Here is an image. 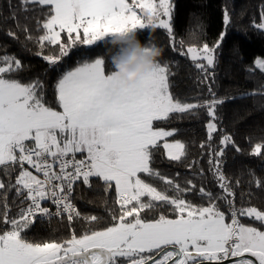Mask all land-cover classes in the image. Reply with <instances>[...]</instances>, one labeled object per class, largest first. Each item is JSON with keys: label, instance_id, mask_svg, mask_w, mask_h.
I'll return each mask as SVG.
<instances>
[{"label": "snow or ice", "instance_id": "1", "mask_svg": "<svg viewBox=\"0 0 264 264\" xmlns=\"http://www.w3.org/2000/svg\"><path fill=\"white\" fill-rule=\"evenodd\" d=\"M24 5L47 7L46 19L37 21L43 34L37 38L43 59L55 66L78 47H90L109 33H124L144 28L145 13L152 28L165 30L173 51V0H22ZM230 22L227 11L224 24ZM254 27L264 30V12ZM63 34V35H62ZM216 44L190 45L180 50L194 66L212 79ZM32 37L29 36V39ZM183 44V41H180ZM46 46H55L58 54L44 55ZM105 59L96 58L78 63L65 71L55 85L61 110L44 101L43 84L13 78L22 64L13 56L0 57V167L5 175L19 168L15 182L0 179V222L8 229L0 232V264H264V210L255 206H235V192L219 167V157L234 141L224 135L220 150L211 151L209 164L215 169L222 195L213 197L203 187L201 197L207 206L195 205L184 198L196 185L181 187L174 179L162 176L151 167L154 154L162 147L171 161L186 156V145L168 142L175 130L155 126L173 113H194L205 109L208 141L217 132L216 110L225 101L216 97L208 84L211 99L185 103L170 91L168 65L147 73L131 87L116 72H106ZM255 68L264 73V58L254 60ZM255 93H249L254 95ZM203 149L209 144H201ZM240 151L239 147H236ZM252 154L264 156V141L252 147ZM78 155L82 158H77ZM25 165L29 167H25ZM34 169V172L29 170ZM203 170H201L202 172ZM160 179L166 190L146 182L142 176ZM92 178L100 179L106 190L114 188L119 215L112 214V223L104 228L90 229L77 235L70 228L68 238L60 241L31 242L24 233L38 217L53 215L67 218L69 225L81 217L72 203L74 185L90 186ZM264 187V181L254 180ZM15 190L23 197L16 217H10L7 192ZM173 195H169L168 191ZM223 200L228 213L215 202ZM56 208L53 213L44 202ZM170 206L171 214L163 212L151 219L147 212ZM250 218L261 227L242 222ZM83 219L97 223L100 217Z\"/></svg>", "mask_w": 264, "mask_h": 264}, {"label": "trees", "instance_id": "2", "mask_svg": "<svg viewBox=\"0 0 264 264\" xmlns=\"http://www.w3.org/2000/svg\"><path fill=\"white\" fill-rule=\"evenodd\" d=\"M174 40L177 51H173L169 36L165 30L158 28H138L135 36L141 43L156 45L162 49L159 59L161 65L167 64L171 75L170 91L175 98L185 103H200L211 99L208 84L216 97L225 102L216 110L217 132L212 141H208L206 124L209 116L205 109L194 113H173L170 118L156 122L158 128L175 130L168 141L179 140L186 145V156L181 161L168 159L161 147L153 157L151 167L162 176L174 179L181 187H189L186 181L191 180L196 185L192 192L185 193L184 198L195 205L207 206V197H201L199 188L211 192L213 197L222 195L215 169L209 164L211 151L220 150V140L224 135L231 136L234 145L229 144L221 157L219 167L227 177L235 192V206H255L264 210V187L258 188L254 180L264 181V156L252 154L254 144L264 141V73L255 68L254 60L264 58V30L254 27L259 23L264 12V0H174ZM228 12L230 22L224 24V13ZM47 7L38 4L24 5L22 0H0V57L13 56L22 64L20 71L13 78L29 83L39 80L43 84L44 101L55 110H61L57 101L55 85L65 71L78 66V63L96 58L105 59L106 72L112 71V65L107 60L106 52L113 47L116 35L99 40L90 47L73 49L68 57L52 66L41 55L37 38L43 34L38 29L37 21L46 19ZM225 32V38L215 50V65L210 70L212 79L204 80L189 57L180 55V50H186L190 45L202 46L216 44L220 34ZM63 35V34H62ZM29 36L32 38L29 39ZM183 41V44H180ZM55 46H46L44 55L58 54ZM249 93H255L249 95ZM201 148V144H209ZM239 147L240 151L236 150ZM201 170H203L201 172ZM19 168L5 175L0 167V179L6 183L15 182ZM142 178L157 187L166 190L167 186L158 178L144 174ZM169 195L173 193L169 190ZM72 199L77 205L81 217L71 225L63 218L38 217L33 225L24 233L31 242L60 241L69 237L70 228L77 235L90 229H100L112 223V214L119 215L115 204L116 193L113 189L106 190V185L98 178H92L90 186L78 182L74 185ZM23 197H17L15 190L7 192V203L10 217H16L21 207ZM221 211L228 213V207L223 200L215 201ZM3 211L0 205V212ZM163 212L171 214L170 206L158 207L147 212L144 218L151 219ZM100 217L97 223L89 224L83 217ZM242 222L261 227L260 223L250 218H241ZM8 225L0 222V232L7 230Z\"/></svg>", "mask_w": 264, "mask_h": 264}, {"label": "clouds", "instance_id": "3", "mask_svg": "<svg viewBox=\"0 0 264 264\" xmlns=\"http://www.w3.org/2000/svg\"><path fill=\"white\" fill-rule=\"evenodd\" d=\"M145 17L146 23L152 29L151 25L155 23L154 18L149 21L147 13H145ZM115 34L116 38L112 42L113 47L109 48L105 55L112 65V71L118 73L131 87L157 67L163 52L156 45H149L147 42L141 43L132 29Z\"/></svg>", "mask_w": 264, "mask_h": 264}, {"label": "built area", "instance_id": "4", "mask_svg": "<svg viewBox=\"0 0 264 264\" xmlns=\"http://www.w3.org/2000/svg\"><path fill=\"white\" fill-rule=\"evenodd\" d=\"M77 158L79 159V158H82V157H80V156L78 155ZM25 167H29V166L25 165ZM29 169H30L31 171L34 172V169H31V168H29ZM71 199H72V198H71ZM72 203L75 205V207H76V209H77V205H76V203L73 201V199H72ZM43 206H44V207H48L53 213H55V211H56L55 206H54L50 201L44 202ZM50 218H60V217H57V216L53 215V216L50 217Z\"/></svg>", "mask_w": 264, "mask_h": 264}, {"label": "rangeland", "instance_id": "5", "mask_svg": "<svg viewBox=\"0 0 264 264\" xmlns=\"http://www.w3.org/2000/svg\"><path fill=\"white\" fill-rule=\"evenodd\" d=\"M173 3H174V0H173ZM139 27H137L136 29H138ZM135 30V29H134ZM111 35H116L115 33H109V34H106L104 37H102V38H100V39H98L97 41H99V40H102V39H105V38H107L108 36H111ZM96 41V42H97ZM96 42H94V43H96ZM162 129H164V130H166V131H169V130H167V129H165V128H162ZM168 142H174V141H168ZM30 170V169H29Z\"/></svg>", "mask_w": 264, "mask_h": 264}]
</instances>
